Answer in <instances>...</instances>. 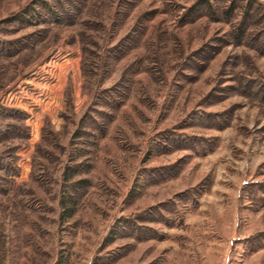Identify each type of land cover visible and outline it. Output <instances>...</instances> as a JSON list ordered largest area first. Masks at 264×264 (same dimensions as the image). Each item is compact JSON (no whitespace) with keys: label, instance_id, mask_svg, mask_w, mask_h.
<instances>
[{"label":"rangeland","instance_id":"374dc122","mask_svg":"<svg viewBox=\"0 0 264 264\" xmlns=\"http://www.w3.org/2000/svg\"><path fill=\"white\" fill-rule=\"evenodd\" d=\"M0 264H264V0H0Z\"/></svg>","mask_w":264,"mask_h":264},{"label":"trees","instance_id":"16d2710c","mask_svg":"<svg viewBox=\"0 0 264 264\" xmlns=\"http://www.w3.org/2000/svg\"><path fill=\"white\" fill-rule=\"evenodd\" d=\"M204 4H208L207 2H205ZM72 203L71 205H73L75 202L73 200H71L70 198L66 197L64 199L61 200V204L64 206L65 205V209H67L68 211V215L72 213V206H67L66 204Z\"/></svg>","mask_w":264,"mask_h":264}]
</instances>
